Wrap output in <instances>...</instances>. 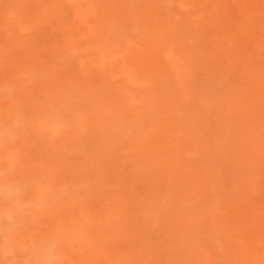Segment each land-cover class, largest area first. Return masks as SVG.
<instances>
[{
    "label": "rangeland",
    "instance_id": "obj_1",
    "mask_svg": "<svg viewBox=\"0 0 264 264\" xmlns=\"http://www.w3.org/2000/svg\"><path fill=\"white\" fill-rule=\"evenodd\" d=\"M0 264H264V0H0Z\"/></svg>",
    "mask_w": 264,
    "mask_h": 264
}]
</instances>
